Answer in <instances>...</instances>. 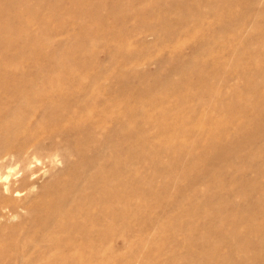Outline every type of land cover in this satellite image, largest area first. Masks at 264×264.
<instances>
[{
    "label": "rangeland",
    "instance_id": "obj_1",
    "mask_svg": "<svg viewBox=\"0 0 264 264\" xmlns=\"http://www.w3.org/2000/svg\"><path fill=\"white\" fill-rule=\"evenodd\" d=\"M8 3L0 0V71L21 67L27 79L38 72H68V78L82 79L75 86L80 99L92 91V96L98 94L93 102L98 108L115 98L111 112H125L122 119L131 121L125 133L114 132L117 124L110 121L91 137L82 135L87 159L107 154L113 143L119 148L116 171L123 170L119 163L134 162L132 180L118 187L130 193L132 211L123 215L129 223L103 244L99 264H199L210 252L208 264H264V0H19L15 7ZM210 3L218 6L219 19L208 10ZM92 6V13L86 10ZM184 80L214 89L222 105L208 114L212 112L219 128L198 123L197 115L187 111L196 105L197 95L182 87ZM172 81L180 83L178 97L188 102L178 103L172 89L168 104L179 106L178 116L192 125L176 130L173 142L164 143L174 148L165 152L159 146L164 136L158 129L159 106L152 98H160L161 85ZM199 110L207 107L202 104ZM93 114L80 123L82 133L89 127L91 132ZM209 129L219 135L212 149ZM69 135L65 144L73 139L72 132ZM139 138L144 155L135 151L129 159L128 148ZM62 139L53 141L63 144ZM149 147L155 151L148 152ZM60 156L34 164L35 192L50 177L60 176L65 182L75 171L66 163H73L76 155L69 151L66 158ZM173 161L178 169L173 174L181 181L165 186ZM138 175L145 178L139 180ZM163 188L167 192L162 199L149 194L150 189ZM178 189L186 198L182 207ZM178 215L189 219L178 221Z\"/></svg>",
    "mask_w": 264,
    "mask_h": 264
},
{
    "label": "bare ground",
    "instance_id": "obj_2",
    "mask_svg": "<svg viewBox=\"0 0 264 264\" xmlns=\"http://www.w3.org/2000/svg\"><path fill=\"white\" fill-rule=\"evenodd\" d=\"M8 1L12 6H19L18 3H14L19 0ZM93 8L94 6L86 10L92 13ZM217 8L218 6L210 3L208 10L213 17L217 16L219 19ZM117 11L120 12V10ZM6 35L8 34L5 33L3 38L6 39ZM20 59L19 61H21ZM16 61L19 63L18 60ZM54 63L61 68L64 66L60 65L63 62ZM14 68L12 71L11 69L0 71V264H99L103 244L105 243L104 246H106L109 239L116 237L117 229L118 231L123 229L121 232H124L129 223L123 218V215H128L129 211H132L129 209L130 193L124 194L118 187L126 186L132 178L134 162L129 161L128 164L123 161V164L119 163V168L122 165L123 170H115L118 164L117 149L119 148L118 145L110 143L112 138L109 139L111 145H109L107 154H98L92 159H87L88 156L84 154L86 151L84 142L86 141L83 136L88 134L91 137L92 134L104 128L107 123H111L110 121L117 124L114 132L125 133V129L130 126L131 121L129 118L122 119L126 116L125 112H123L124 115L123 113L115 115L111 112L117 105L114 103V97V102L113 99L105 101V103L102 101L98 108L93 106V102L98 100V94L92 96V91L89 94L88 90L83 93L85 95L80 99L81 92L78 96L75 86L82 79L79 77L68 78L70 75L68 72L62 71L47 75L38 72L27 79L28 73L23 77L21 67ZM178 83L175 84L173 81L164 83L161 85L164 89L160 98H152L154 103L159 106V111L156 113L157 119H159L158 129L164 134L159 138V146L165 152H170L174 146L172 144L164 146V143L173 142L174 135L187 130L192 125L187 119H181L178 116L179 106H169L168 104L169 93L172 89H176L173 92L177 94L178 103L188 102V99L178 97ZM182 84V87L186 86L195 90L197 95L196 105L189 106L187 111L197 115L198 123H207L210 125L209 128L213 127L216 130L218 126L214 124L211 117L212 112L208 114V111L216 109L222 104L215 96L214 89L201 87V85L193 84L188 80H184ZM202 104L207 107V111L199 110ZM105 110L108 112H104ZM92 113L95 117L92 130L90 132L89 127L88 132L84 130L82 133L83 126L80 123ZM120 119L123 123L120 122ZM54 126L57 128L54 129ZM215 130L210 131L209 129L207 133L211 149L219 139V135H215ZM71 132L73 134V139L70 138L71 143L74 142L73 145L70 143V146V144H65V141H67L66 136ZM55 137L63 138V144L54 142ZM141 137L146 138V135L142 133ZM142 138L134 140L133 145L129 146L128 151L126 150L129 159L135 151H141L139 153L144 155L141 146L143 142L140 143ZM36 139H39L37 141L40 143L34 145L37 142ZM104 140L106 142V139ZM45 141L48 142V145ZM39 149L45 151L40 153ZM147 150L148 152L155 151L153 147H149ZM69 151H72L77 158L73 163H66V166L75 170L70 172L68 180L62 182L63 177H50L43 183L40 190L35 192L34 178L37 177V169L32 168L34 164H38L44 159L53 162L58 155L66 158ZM153 159L154 162H157L156 157ZM104 163H108L110 167L108 168V165L106 167ZM176 168L173 161V164L168 168L173 169L171 173L167 169L166 176L170 175V177H168L169 180L165 186H169L168 182L172 180L174 182L181 181L179 175L173 174L174 170L178 171ZM77 173L81 175L78 176ZM136 178L140 180L145 177L138 175ZM179 190L181 191L178 189L175 194L178 193V199L180 203L182 202L180 207H182L186 198L184 194L178 192ZM166 192L167 188H163L159 192L154 189L149 190V194L157 199H162ZM144 196L145 194L143 198H145ZM83 199L89 200L83 202ZM103 203L106 205L103 206ZM119 218H122V221L118 224L116 220ZM175 219L178 221L187 220L189 216L178 215ZM104 223L106 229L103 228ZM188 223L190 224L189 232H191V228H194L190 221ZM164 231L165 228L159 229V232L163 233ZM209 255L211 252L208 254L207 261L205 259L199 264H208ZM159 261L160 258L156 259V262L159 263Z\"/></svg>",
    "mask_w": 264,
    "mask_h": 264
}]
</instances>
